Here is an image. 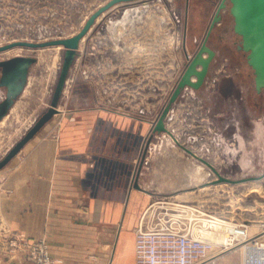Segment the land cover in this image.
<instances>
[{
    "label": "crops",
    "instance_id": "crops-1",
    "mask_svg": "<svg viewBox=\"0 0 264 264\" xmlns=\"http://www.w3.org/2000/svg\"><path fill=\"white\" fill-rule=\"evenodd\" d=\"M220 2L187 0L184 43L194 54L199 48L195 41L208 24L206 36ZM142 12V8L109 9L80 42L76 68L85 67L90 59L106 63L103 69L114 80L108 86L112 92H147L148 52L155 47L141 28L129 34L120 29L127 20L140 21ZM226 13L222 11L221 21L208 38L215 51L209 73L223 57L243 56L247 60V53L238 48L242 39L240 35L239 40L235 38L234 18L230 11ZM105 21L109 28L107 55L100 54L104 53L101 48L93 54L94 38ZM157 55L152 56L155 63ZM100 58L104 60L100 62ZM247 66L252 69L255 93L264 95V89L256 88L253 68L248 62ZM91 84V104L73 106L67 98L60 112L12 160L0 184V264H34L7 247L8 240L20 236L31 241L44 239L55 264H136L135 231L143 212L162 198L163 191L180 188V175L188 170L180 168L177 146L169 142L172 134L163 137L170 143L166 149L153 150L142 160L150 129L144 108L131 105L130 109L125 104V110L135 111L126 114L116 103L103 105L97 97L101 86L97 81ZM228 86V80H223L218 94L231 93ZM258 104L263 106L264 101ZM166 126L171 132L167 119ZM191 168L195 169V162ZM136 179L140 188L135 187Z\"/></svg>",
    "mask_w": 264,
    "mask_h": 264
},
{
    "label": "rangeland",
    "instance_id": "rangeland-1",
    "mask_svg": "<svg viewBox=\"0 0 264 264\" xmlns=\"http://www.w3.org/2000/svg\"><path fill=\"white\" fill-rule=\"evenodd\" d=\"M107 1L0 0V45L14 40L41 41L71 36L77 33L87 18ZM115 7H131L138 11L143 9L140 21L130 23L127 20L125 27L120 29L129 34L130 31L141 28L145 38L153 44L152 47H155L149 48L148 52L147 92L131 95L112 92V88L108 86H112L114 80L108 78L107 71H104L103 65L106 67L107 64L102 62L103 58H100L102 63H94L90 59L85 67L79 69L76 68L75 59L58 106L59 110L65 105L67 98L68 103L73 106L91 104L92 81H97L101 86L97 92L101 104L113 106L116 103V107H122L118 110L126 114L135 112H130L131 105L142 106L144 108L142 112L147 115L150 122L148 141L151 138L148 148L145 147L142 160L145 154H150L153 150L166 149V146L174 142L181 156L178 161L180 168L189 171H186L185 175H180L178 190L163 191L162 197L197 204L206 213L225 219L227 223L245 224L249 236L262 235L264 238V105L258 104L264 101V95L255 93L253 89L250 75L252 69L247 66L246 57H223L207 76L201 91L189 90L180 94L166 118L172 130V139L169 143L163 138L167 135L170 138L168 131L154 133L153 128L188 64L187 54L189 53L192 58L195 55L189 45L186 46L184 43L188 16L187 0H138L122 3L113 8ZM228 10L229 7L223 10L227 12L226 15L229 14ZM212 11L211 8L208 17H211ZM207 26L208 24L202 35L196 39L195 45L198 44L200 47V43L202 44ZM108 29L105 21L104 28H101L99 35L96 33L97 36L94 38L96 45L93 54L101 48L104 53L100 54L107 55ZM92 30L93 28L85 40ZM126 38L129 39L130 36L127 35ZM235 38L239 40V35ZM155 52L158 54V63L152 58ZM17 55L34 56L37 61L31 67L23 94L16 100L5 121L0 123V161L50 107L64 59V48L16 47L1 52L0 60ZM94 65L100 69L97 71L93 68ZM223 80H228V87L231 90L226 96L218 94ZM4 95L6 88L0 86V96ZM125 104H129L130 109L125 110ZM187 149L208 160L227 178L253 179L212 184L211 182L218 179V175ZM15 157L0 169V184L4 181ZM192 162H195L193 171ZM260 176L263 177L258 179ZM224 228L212 230L216 239L213 241L217 245L210 255L240 261L246 255L243 244L233 242L232 245H227L231 249L218 253L219 243L229 242V230ZM24 239L30 240L22 236L8 240V249L14 248L24 260L37 264L31 260L23 245ZM16 240L19 241V247L12 245ZM51 258L54 260L52 256Z\"/></svg>",
    "mask_w": 264,
    "mask_h": 264
},
{
    "label": "water",
    "instance_id": "water-1",
    "mask_svg": "<svg viewBox=\"0 0 264 264\" xmlns=\"http://www.w3.org/2000/svg\"><path fill=\"white\" fill-rule=\"evenodd\" d=\"M133 1L138 0H108L105 4L96 9L87 18L82 28L72 36L58 37L41 41L14 40L0 45V53L16 47L43 49L57 46L64 48V59L52 95L50 107L35 122L26 135L0 161V169L3 168L13 157H15L25 144H27V142L54 117V115L60 112L58 106L82 39L87 36L97 23L98 19L109 9L116 5ZM227 7H229V11L234 18V31L236 34L240 35L242 39L241 45L238 46V48L247 53V62L254 70L256 88L258 91H262L264 89V0H221L202 44L196 51L190 63L187 65L175 89L173 90L167 105L164 107L162 113L157 119L153 128L154 133L168 131L166 118L172 105L177 101L178 97L187 86L193 89H199L205 83L209 74L211 62L215 57V51L208 45V38L217 23L221 21L222 11ZM36 61L37 58L30 55H17L8 59L0 60V86L6 88V96L2 101H0V122L9 114L16 100L23 94L28 84L31 66ZM150 141L151 138L146 145V149L148 148ZM188 152L199 158L218 175V179L211 182L212 184L219 182L236 183L237 181L243 182L253 179L244 178L241 180H232L227 178L223 176L208 160L197 156L191 150H188ZM262 177L263 176L257 178L260 179ZM135 187L140 188L138 179L135 181Z\"/></svg>",
    "mask_w": 264,
    "mask_h": 264
},
{
    "label": "built area",
    "instance_id": "built-area-1",
    "mask_svg": "<svg viewBox=\"0 0 264 264\" xmlns=\"http://www.w3.org/2000/svg\"><path fill=\"white\" fill-rule=\"evenodd\" d=\"M191 60L192 56L188 53V64ZM189 90L193 88L187 86L183 91ZM5 96H0V101ZM219 221L226 223L225 219L206 213L197 204L183 203L169 197L154 200L143 212L135 231L136 264H264V238L262 235L249 236L245 224L234 225V230L228 233L229 242L219 243L218 252H226L231 249L227 245L237 242L243 244L244 258L233 261L210 255L217 244L209 233L218 230L215 225ZM22 241L31 260L37 264H54L44 240ZM18 243L16 240L12 245L19 247Z\"/></svg>",
    "mask_w": 264,
    "mask_h": 264
},
{
    "label": "bare ground",
    "instance_id": "bare-ground-1",
    "mask_svg": "<svg viewBox=\"0 0 264 264\" xmlns=\"http://www.w3.org/2000/svg\"><path fill=\"white\" fill-rule=\"evenodd\" d=\"M5 119H6V117L5 118H3V120L0 122L1 124L5 121ZM217 218H219V217H217ZM215 227L217 228V229H221V228H223V227H225L224 229H226L227 228V230H229V231H231V230H234V225H232V224H230V223H220V221H219V223H216V225H215ZM210 234V238L213 240H216L215 239V234L213 233V232H210L209 233ZM223 238V237H222ZM225 239V238H224ZM217 240H219V239H217ZM221 240V239H220Z\"/></svg>",
    "mask_w": 264,
    "mask_h": 264
}]
</instances>
